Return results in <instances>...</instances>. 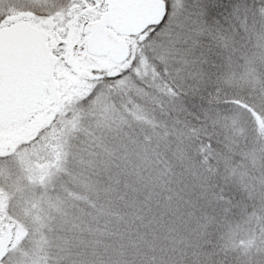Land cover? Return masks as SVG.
I'll return each instance as SVG.
<instances>
[{
    "label": "trees",
    "instance_id": "16d2710c",
    "mask_svg": "<svg viewBox=\"0 0 264 264\" xmlns=\"http://www.w3.org/2000/svg\"><path fill=\"white\" fill-rule=\"evenodd\" d=\"M260 2L198 0L191 9L196 24L184 25L179 37L177 24L165 23L163 39L154 44L164 41L166 68L181 67L166 70L163 83L181 95L186 114L162 120L175 131L161 145L145 142L153 155L160 152V167L151 169L150 163L136 170L143 182L119 181L96 201L84 195L82 215L68 211L79 222L72 234L53 226L32 232L34 241L46 244L30 250L39 264H264ZM231 74L241 81H231ZM235 99L247 107L225 103ZM163 109L146 110L164 115ZM95 150L88 151L90 157ZM126 170L120 169L123 179ZM29 239L27 234L23 248Z\"/></svg>",
    "mask_w": 264,
    "mask_h": 264
},
{
    "label": "rangeland",
    "instance_id": "374dc122",
    "mask_svg": "<svg viewBox=\"0 0 264 264\" xmlns=\"http://www.w3.org/2000/svg\"><path fill=\"white\" fill-rule=\"evenodd\" d=\"M164 1L169 6L165 23L177 24V37L182 35L180 30L185 31L184 25L196 24L191 9L198 6V0ZM100 4L99 0H0V29L26 21L46 32L50 53L58 57L54 77L61 97L58 104L45 97V107L38 108L31 119L0 128V144L10 142L15 148L9 156L0 157V235H7L6 264H39L30 250L40 249L42 242L34 241L32 232L53 226L62 234L65 230L72 234L79 222L71 221L68 211L78 209L82 215L84 195L96 201L119 181L143 182L136 170L150 163L151 169L153 164L160 167V152L153 155L145 142L155 139L161 145L175 131L162 120L186 114L181 95L163 83L166 70L181 69L179 63L166 68L164 41L154 44L163 39L165 26L155 35L153 28L147 30L144 43L142 38L128 39L132 50L125 67L114 65L107 56L88 54L83 31L92 21L87 15H93L92 10L96 15L94 8ZM190 77L191 81L195 78ZM230 80L241 81L233 74ZM177 83L182 89L181 81ZM227 83L226 79L222 84ZM152 105L164 108V115L151 113ZM90 149H96L94 158ZM94 169L98 172L92 173ZM120 169H127L124 179Z\"/></svg>",
    "mask_w": 264,
    "mask_h": 264
},
{
    "label": "water",
    "instance_id": "95a60500",
    "mask_svg": "<svg viewBox=\"0 0 264 264\" xmlns=\"http://www.w3.org/2000/svg\"><path fill=\"white\" fill-rule=\"evenodd\" d=\"M103 17L85 26L87 51L94 56L109 54L115 63L127 57L120 37L138 36L153 27L164 13L163 0H103ZM47 35L27 22L0 30V127L28 120L35 113L47 89L52 102L60 100L53 73L57 58L49 54ZM6 154L12 151L7 144ZM6 236H0V257L8 254Z\"/></svg>",
    "mask_w": 264,
    "mask_h": 264
},
{
    "label": "snow or ice",
    "instance_id": "6c2138e0",
    "mask_svg": "<svg viewBox=\"0 0 264 264\" xmlns=\"http://www.w3.org/2000/svg\"><path fill=\"white\" fill-rule=\"evenodd\" d=\"M258 7L261 10H264V0H261ZM168 17H169V6L165 2L163 15L160 17V19L153 26V32H152L153 35H155V33L158 29H161L165 25V22L168 20ZM145 39L147 40V39H149V37H146ZM141 43H144V41H141ZM134 63H135V58L133 59V63L130 65V68L134 65ZM122 75H124V73H118L117 74V76H122ZM225 103H233V104L241 106V107H247V104L244 101H241L239 99H235L232 101H225ZM0 264H6L3 257H0Z\"/></svg>",
    "mask_w": 264,
    "mask_h": 264
},
{
    "label": "flooded vegetation",
    "instance_id": "af4514ba",
    "mask_svg": "<svg viewBox=\"0 0 264 264\" xmlns=\"http://www.w3.org/2000/svg\"><path fill=\"white\" fill-rule=\"evenodd\" d=\"M100 1V6H98V8H94V10H97V14L96 15H94L95 14V12L92 10V12H93V15H87V17L88 18H91L92 17V21H90V22H87V23H91V22H94V21H96V20H99L100 18H101V16L106 12V6L104 5V3H103V1L102 0H99ZM95 17V18H94ZM94 18V19H93ZM84 33V32H83ZM85 35V38H86V41H87V39H88V35H86V34H84ZM142 37V36H141ZM141 41H143V37H142V39H141ZM127 42H128V50H129V54H131V50H132V46H131V44L129 43V41H128V39H127ZM56 58H57V60H58V57L57 56H55ZM126 63V65H128L127 64V62H125ZM126 65H124V66H121V67H125ZM55 72V71H54ZM56 80V79H55ZM57 82V81H56ZM57 87H58V82H57ZM45 97H48L50 100H51V97H50V95H49V93H48V91L47 90H45L44 91V95H43V102L39 105V108L41 109V108H43V107H45ZM3 149H4V145H2V144H0V157H2V158H5L3 155H1L4 151H3Z\"/></svg>",
    "mask_w": 264,
    "mask_h": 264
}]
</instances>
